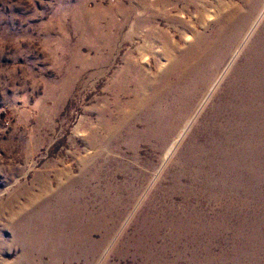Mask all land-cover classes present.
<instances>
[{
    "label": "rangeland",
    "instance_id": "374dc122",
    "mask_svg": "<svg viewBox=\"0 0 264 264\" xmlns=\"http://www.w3.org/2000/svg\"><path fill=\"white\" fill-rule=\"evenodd\" d=\"M0 264H264V0H0Z\"/></svg>",
    "mask_w": 264,
    "mask_h": 264
},
{
    "label": "bare ground",
    "instance_id": "6f19581e",
    "mask_svg": "<svg viewBox=\"0 0 264 264\" xmlns=\"http://www.w3.org/2000/svg\"><path fill=\"white\" fill-rule=\"evenodd\" d=\"M186 129V128H185ZM187 130V129H186Z\"/></svg>",
    "mask_w": 264,
    "mask_h": 264
}]
</instances>
